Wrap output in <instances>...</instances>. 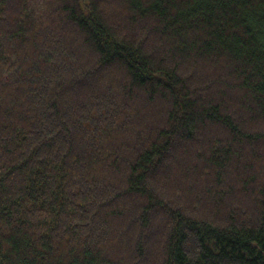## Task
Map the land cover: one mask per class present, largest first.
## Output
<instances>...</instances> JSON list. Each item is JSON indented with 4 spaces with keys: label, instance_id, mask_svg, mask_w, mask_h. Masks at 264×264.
Listing matches in <instances>:
<instances>
[{
    "label": "trees",
    "instance_id": "16d2710c",
    "mask_svg": "<svg viewBox=\"0 0 264 264\" xmlns=\"http://www.w3.org/2000/svg\"><path fill=\"white\" fill-rule=\"evenodd\" d=\"M0 264H264V0H0Z\"/></svg>",
    "mask_w": 264,
    "mask_h": 264
}]
</instances>
